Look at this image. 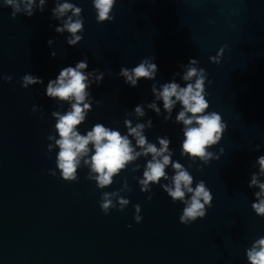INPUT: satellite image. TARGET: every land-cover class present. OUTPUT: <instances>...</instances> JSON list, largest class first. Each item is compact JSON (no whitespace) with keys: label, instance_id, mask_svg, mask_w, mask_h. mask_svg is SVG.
Here are the masks:
<instances>
[{"label":"clouds","instance_id":"clouds-1","mask_svg":"<svg viewBox=\"0 0 264 264\" xmlns=\"http://www.w3.org/2000/svg\"><path fill=\"white\" fill-rule=\"evenodd\" d=\"M43 2L44 0H40L41 11L43 10ZM34 3L35 0H4V6H9L13 9L11 13L13 18L22 11V4L24 6L23 12L31 16ZM115 3L116 0H94L93 6L97 12V22L112 21L114 19L109 13ZM69 11L78 18L73 21L72 16H68L63 28H57L56 30L60 32L67 30L71 33L72 38L68 40V43L74 45L82 39V36L76 35L84 27L83 19L79 18L82 9L72 3L65 2L57 4L53 13L60 17ZM225 47H221L217 56H210L209 60L213 63H219V56ZM195 63L197 61L190 60V64ZM86 67V61L78 62L75 67L62 69L56 80L48 82L46 88L47 96L70 102V109L63 114L60 112L52 113L56 117L54 128L58 138L49 135L47 139H55V145L59 149L56 156V166L64 181L77 180L76 173L80 161L82 158L88 157L84 159V163L90 165L91 171L96 173L95 179L98 187L103 188L113 182V176L119 173L126 163L134 160L141 153L137 152L134 156L128 136L121 135L119 131L107 128L102 124H95L86 134H81L78 131V126L85 121V110L90 107L88 103H84L88 95L86 91L88 84L85 83L87 76L82 70ZM156 69L157 66L154 63L144 60L131 69V73L128 69L122 68L121 74L132 85H135L139 78H152ZM193 77H197L195 82L188 83L186 87H180L175 82L163 85L159 97L163 100L164 108L169 111L177 101L182 104L183 110L179 112L177 120L182 121L185 125V139L182 144L183 152L191 157H200L206 163V157L211 156V153L207 152L206 149L221 140L227 125L221 123L220 114L216 112L205 114V110L209 107V102L205 99L204 94V81L207 79L205 70L189 67L183 79L191 81ZM37 82L42 81L30 75L23 77L25 87L28 84ZM208 83L210 84L211 81H208ZM173 97H175V100H173ZM136 112L142 114L139 107L136 108ZM187 113H191V116L186 118ZM125 123L129 128V135H134L137 145L144 148L143 154H152V160L148 161L146 170L143 173L144 179L140 183L147 186L150 182H159L161 178L167 179L165 167L170 163V154L164 155V153L168 152V141L160 139L161 147L158 149L154 144H148L146 138L141 135L144 125L138 124L136 127H131L129 121ZM90 145L91 148L89 147ZM49 148H51V145H49ZM89 153H91L90 156ZM157 157H161V159H157ZM258 163L260 172L264 174V156L258 158ZM172 167L175 169V175L172 177V186L165 185L164 188L173 201L179 200L186 204L183 209V215L179 219L182 224L188 225L195 222L198 217H205L207 212L205 204L211 207L213 196L205 187L204 181L197 183L195 188L191 187L193 177L180 163H173ZM51 175L55 176V172H52ZM252 185H258L260 188V192L256 193L258 198L264 195V183H258L255 175L252 177L249 186L251 187ZM186 192L191 194L190 199H185ZM110 195L109 193H104L100 203V208L105 215L108 214L110 208L115 207L112 200L109 199ZM119 203L124 206L128 201L120 199ZM252 207L258 215L264 216V199H260ZM120 210H122V207ZM136 220L139 221L140 217L137 216ZM246 256L249 264H264V237L257 239L251 248L246 249Z\"/></svg>","mask_w":264,"mask_h":264}]
</instances>
